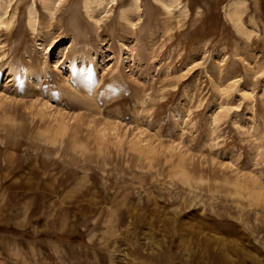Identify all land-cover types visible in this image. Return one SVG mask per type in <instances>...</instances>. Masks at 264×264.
<instances>
[{
    "label": "rangeland",
    "instance_id": "374dc122",
    "mask_svg": "<svg viewBox=\"0 0 264 264\" xmlns=\"http://www.w3.org/2000/svg\"><path fill=\"white\" fill-rule=\"evenodd\" d=\"M1 8L0 264H264V0Z\"/></svg>",
    "mask_w": 264,
    "mask_h": 264
},
{
    "label": "bare ground",
    "instance_id": "6f19581e",
    "mask_svg": "<svg viewBox=\"0 0 264 264\" xmlns=\"http://www.w3.org/2000/svg\"><path fill=\"white\" fill-rule=\"evenodd\" d=\"M8 5V4H7ZM93 7V6H92ZM91 6H87L86 7V12L87 14L91 17L92 16V12L94 11V8H92ZM5 8H1L0 9V16L3 15L5 13ZM130 11H133V9H131ZM135 11V10H134ZM131 13V12H130ZM30 18H29V23H33L34 19H35V15L34 12L30 10ZM126 18H127V14H126Z\"/></svg>",
    "mask_w": 264,
    "mask_h": 264
},
{
    "label": "trees",
    "instance_id": "16d2710c",
    "mask_svg": "<svg viewBox=\"0 0 264 264\" xmlns=\"http://www.w3.org/2000/svg\"><path fill=\"white\" fill-rule=\"evenodd\" d=\"M0 230L1 231H4V232H13L15 234H21L22 231H19V230H15L13 228H5V227H0Z\"/></svg>",
    "mask_w": 264,
    "mask_h": 264
}]
</instances>
